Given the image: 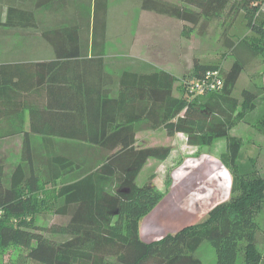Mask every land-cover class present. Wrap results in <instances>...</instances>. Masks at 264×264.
<instances>
[{
  "label": "trees",
  "instance_id": "1",
  "mask_svg": "<svg viewBox=\"0 0 264 264\" xmlns=\"http://www.w3.org/2000/svg\"><path fill=\"white\" fill-rule=\"evenodd\" d=\"M50 1L8 3L2 25L33 27L35 8ZM138 1L143 10L179 20L180 35L186 38L204 34L207 23L217 22L228 53H236L235 58L225 73L219 64L197 57L180 78L163 69L124 71L117 79L115 97L105 91L73 105L47 101L31 109L20 106L29 95L67 86L55 83V72L45 78L43 65L50 70L56 64V71L62 66L53 61L0 63V123L19 120L21 126L24 120L18 110L28 108L30 115L28 131L0 129V257L10 245L25 251L10 262L0 259V264H201L195 252L204 241L214 249L215 264L263 262L256 233L261 226L264 229V219L257 220L264 211V174L253 167L254 157L243 160L244 139L231 131L252 117L253 127L264 135V86L252 82L238 96L233 94L245 67L241 52L264 56V0ZM107 5V0H91L94 23L104 17ZM238 20L252 34L236 42L228 32ZM212 69L221 70V89L191 96L189 81ZM64 110L68 114L59 116ZM56 121L73 122L81 130H53ZM156 129L168 136L182 133L188 145L201 148L224 138L219 160L231 175L230 194L212 206L204 220L145 242L139 234L140 220L164 194L152 178L143 185L136 179L148 159L164 160L171 148H137L135 136L140 130ZM34 136L40 139L37 149ZM16 137L21 144L17 151L3 149Z\"/></svg>",
  "mask_w": 264,
  "mask_h": 264
},
{
  "label": "crops",
  "instance_id": "2",
  "mask_svg": "<svg viewBox=\"0 0 264 264\" xmlns=\"http://www.w3.org/2000/svg\"><path fill=\"white\" fill-rule=\"evenodd\" d=\"M23 1L24 0H9L8 3L24 4L27 0ZM90 2L91 0H65L63 3L55 4V1L51 0L50 2L43 3L45 5L35 8L33 13L35 24L33 27H4L5 30L0 31V35L3 38L2 44L5 47L7 56L9 57V60H1L0 63L28 61L35 62V64H45L53 61V63H57L58 68L59 66H62V68L59 71H56L55 64L50 70H48L46 65H43L45 66V78L49 75V71H52V73L55 72L53 76L55 83H67V86H64L63 89H59L55 86V89H53V91L49 94L46 93V90H43L39 91L36 95H29L26 97L25 102L23 101L20 103V106L26 105L30 109L38 108L41 107V105L44 106L45 103L49 101L56 106L62 107L65 104H76L84 98L96 99L98 94H102L105 91H108V96L115 97L118 87L117 79L124 71L144 73L153 71L154 69H163L170 72L175 77L180 78L183 74L190 70L191 63H185L187 52L186 45H182V52L181 49L176 51L178 52V63L176 60L171 63L169 58L167 63H155L154 60L149 57V54L145 56L140 55L139 50L141 49L140 46L143 42H145L148 47L151 46L152 49H154L156 44L160 43V41L156 42L154 34L148 33L147 39L145 41L142 40L140 43L139 29H135L133 31L131 28L129 33L124 35L121 39V43L124 44L122 45L124 49V56L120 58H118V56H108L106 45L107 41H105V39L107 40V16L99 19L97 23H94L93 14L90 10ZM144 11L145 10L138 11L136 15L143 16ZM145 14L149 15L154 13L146 11ZM5 17L6 13L4 14V19ZM121 19L126 20L127 17L120 18V20ZM94 26H96L95 33L93 32ZM127 26V23L123 25V30ZM180 26L181 22L178 20L176 23L177 34L180 30ZM102 33H104V36H102ZM135 37L136 41L134 43ZM74 52L78 55L63 56L73 54ZM180 61L183 63H180ZM36 67L39 68V65H36ZM34 79V76L30 78V80ZM74 81H82L84 84L81 83L80 86L76 87L72 84ZM100 81L104 83L101 86H97V83ZM87 85L91 86V89H89ZM19 96L24 95L17 94V98ZM18 111L20 112L19 117H23V125L20 126L19 120L12 122L2 121L0 123L1 130H29V109H23V113L20 110ZM66 114H68V112L64 110V112L59 116ZM44 126L42 125L41 129H46ZM51 129L61 131L81 130V128H76L73 122L64 123L60 121L53 123V127ZM151 131L153 130H140L136 133L135 146L137 148H139L137 145L138 134ZM179 134L183 135V138L186 139L185 135L182 133H176L174 135ZM34 139L37 140H35L36 143L34 142V146H36V144L40 142V139L37 136H34ZM20 145L19 137L13 138V140L11 138L4 143L3 149L13 147L17 151ZM207 152L208 151L201 149L200 154L208 155L212 160H207V162L203 161L204 159H201L197 168L200 169V172H202V168L206 170L207 173L204 176L210 179H206L207 182L204 183L203 187L197 189L191 195L192 199L186 203L185 207L181 208L180 206H177L174 202L175 193H171L169 188L165 191L158 188L164 194L163 198L146 216L140 220L139 234L143 241L150 242L152 240L159 239L167 233L175 232V228L177 229V227L181 228L187 224L189 225L204 220L208 211L200 220H197L198 214L196 211L198 212L201 208H204L207 202L214 201V198H219V196L216 197L219 192H222L223 195L228 192L230 194L231 182L224 173L226 171L220 170L225 175H223V173L220 174V171L214 166L216 165L215 163H217L215 156ZM170 153L167 158H169ZM167 158L163 161L165 162ZM217 159L219 160V158ZM221 167L226 170L222 163ZM172 173L173 178L175 179V184L179 186L183 183V180L187 178L189 172L181 168L175 172L173 171ZM187 179L189 180V177ZM196 179L198 178L196 177ZM196 182H199V180L194 181L193 183ZM169 184L170 187L171 179ZM194 194H196V197ZM168 198L169 201L167 202ZM175 200H177L176 197ZM200 260L203 264V260L201 258Z\"/></svg>",
  "mask_w": 264,
  "mask_h": 264
},
{
  "label": "rangeland",
  "instance_id": "3",
  "mask_svg": "<svg viewBox=\"0 0 264 264\" xmlns=\"http://www.w3.org/2000/svg\"><path fill=\"white\" fill-rule=\"evenodd\" d=\"M8 1L9 0H0V31L5 30V26L2 25V22L4 21V14ZM107 3V12L105 13L104 18L107 16V40L105 39V41H107L106 45L108 56H118V58L124 56V49L122 46L124 44L121 43V39L124 37V35L129 33L131 28L133 31L135 29H139L140 43L142 40L145 41L147 39L148 33L154 34L156 42L160 41V43L156 44L154 49H152L151 46L148 47L145 42H143V44L140 46L141 49L139 50L140 55L145 56L149 54V57L153 59L155 63H167L168 58L170 59L171 63L174 60H176L178 63V52L176 51L181 49L182 52V45H186L187 52L185 63H192L193 57H197L202 62L219 64L222 72L225 73L228 70L230 63L236 56V53H228L229 49H227L224 44L222 30L215 21H211L204 26V34L201 35L200 33H192L189 38H183L181 35H179L180 30L177 34L176 23L178 20L174 18L162 14L158 15L154 12H152L154 14L148 15L145 14L146 10L144 11L143 16H137L136 14L138 11L143 10L141 9L140 2L138 0H107ZM123 17H127V19L120 20V18ZM126 23L128 26L123 30L122 26ZM121 30L123 31L120 32ZM250 34L252 33L247 28H245L243 22L238 20L237 24H235L228 32V37L237 42L243 36ZM2 40L3 38L0 35V61H5L9 60V57L6 54ZM135 41L136 37L134 43ZM241 55L245 59V67L233 88V94L235 96H238L239 91L252 82L260 85L263 81L264 84V56L254 55L252 52L248 51L241 52ZM180 63L183 62L180 61ZM257 112H260V108L257 110ZM251 120L252 117H249V120L248 117H246V122L239 123L232 129L231 133H236L241 137H244L243 160L248 162L250 157H254L255 163L253 164V167L256 168V170L261 174H264V135L260 134L253 127V122ZM35 140L36 139H34L33 142H35ZM137 145L139 148L155 145L170 146L171 153L169 158H167V156L165 162L163 160L150 158L145 167L141 169L136 182L138 185H143L148 179L152 178L151 183L154 182L152 184L157 188L161 189L162 191H165L167 188H169L171 193H175L176 196L174 195V202L181 208L185 207L186 203L191 201V195L197 189L202 188L204 183L210 179L204 176L207 173L206 170L202 168V172H200V169L197 168V165L201 162V159H204L203 161L212 160L208 155L200 154L201 149L208 151L207 153L215 156L217 163H215L216 165L214 166L219 171H226L224 173L231 182L230 173L227 171V169L225 170L223 167H221V162L217 159L219 158V155L225 150L226 141L224 138L214 141V143L209 147L201 148L188 145L186 139L183 138V135L179 134L171 137L168 136L164 130L156 129L151 132L139 133L137 137ZM38 146L39 142L36 144V146H34L35 149H37ZM177 168H182L189 172L187 176V178L189 177V180L185 178L186 183L185 180H183V183L179 186L175 184V179L173 178L172 173L173 171L175 172L178 170ZM222 173L223 172L220 171V174ZM224 173L223 175H225ZM196 177L198 179H196ZM170 179L171 186L169 187ZM197 180H199V182L193 183ZM194 196L196 197V194H194ZM218 196L219 198H214V201L207 202L204 208H201L200 211H196L198 214L197 220L202 219L207 211H209V209L216 203L226 200L229 197V192L224 195L222 192H219L216 197ZM175 197L177 200H175ZM168 201L169 198L167 199V202ZM262 219H264V211H261L257 214V220L261 221ZM39 222L42 225L46 224L43 219H39ZM178 229H180V227H177V229L175 228L176 231ZM51 237H57V239L63 238L61 236L54 235ZM256 244L258 249L264 255V229L262 226L256 233ZM24 253L25 251L23 249L10 245L7 248L2 249L0 259L2 262H10L17 259ZM195 254L203 260V264H215V252L208 242H202ZM261 264H264V260Z\"/></svg>",
  "mask_w": 264,
  "mask_h": 264
},
{
  "label": "built area",
  "instance_id": "4",
  "mask_svg": "<svg viewBox=\"0 0 264 264\" xmlns=\"http://www.w3.org/2000/svg\"><path fill=\"white\" fill-rule=\"evenodd\" d=\"M223 77L220 69L206 71L201 77L189 81L188 92L191 96L217 92L221 89Z\"/></svg>",
  "mask_w": 264,
  "mask_h": 264
}]
</instances>
